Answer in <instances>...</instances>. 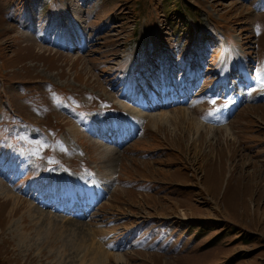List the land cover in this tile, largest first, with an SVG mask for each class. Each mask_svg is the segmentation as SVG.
I'll list each match as a JSON object with an SVG mask.
<instances>
[{"label":"rangeland","instance_id":"rangeland-1","mask_svg":"<svg viewBox=\"0 0 264 264\" xmlns=\"http://www.w3.org/2000/svg\"><path fill=\"white\" fill-rule=\"evenodd\" d=\"M0 171V264H264V0H0Z\"/></svg>","mask_w":264,"mask_h":264},{"label":"bare ground","instance_id":"bare-ground-1","mask_svg":"<svg viewBox=\"0 0 264 264\" xmlns=\"http://www.w3.org/2000/svg\"><path fill=\"white\" fill-rule=\"evenodd\" d=\"M146 50H147V52L144 54L145 56H146V54L148 55V49H146ZM150 54L152 55V53H150ZM149 55H148V57H146L148 59H145V60L143 59L141 61V65L139 66V67H143V68H141V70H144V69L147 68V66L145 65V63L146 62L147 63L149 62ZM139 63H140V61H139ZM135 67H136V62L134 63V68H133L134 70H135ZM139 67H138V69H139ZM147 70H148V71H146L147 73L148 72L149 73L152 72V70H150V69H147ZM136 79H139V78H136ZM183 84H185V83H183ZM181 86H179V87H181ZM133 90H135V88H133ZM156 101L159 103V105L160 104H164V102H165V101H160V100H156ZM180 111H181V109H180ZM180 111L177 114L179 117H175V119L178 120V123L181 124V125L184 124V125L192 126L193 129H195L197 132H199V135L198 136L196 135L197 137L193 139V140H195L194 143H195L196 146L199 147L200 146V141L201 140H204V138H205V140H208L211 137V136H209L210 132L211 133L215 132L216 128L214 126L205 125V124H203V123L195 120L194 117H191L192 114L189 115L185 111H181V113H180ZM168 117L165 116V115L156 116V118L153 119V122H154L155 126L158 124V122H169V121H167L168 120ZM201 128L204 129L203 132L201 131ZM223 130H224L225 135H229V133H227V128H225ZM216 131L221 132L218 129ZM207 132H209V133H207ZM111 134H108V136H106L104 132L102 133V135L104 136L103 138H105L106 140H111L112 139L111 138V136H112ZM97 135L100 136L101 135V132H98ZM225 145H228L226 139H225ZM0 172H2V171H0ZM2 181L3 180L0 179V197L3 199L0 202L3 205L2 209H0V211L3 212L4 210H6V215L4 216V220L5 221L6 220H9L11 217H14L15 216L16 212L20 211L22 208L27 207V209L25 210V212L27 213V215L30 218V224H24V222H23L24 219H21V221H20L21 228H19L17 226L13 230L11 229V231L13 232V235L16 238H18L19 241L22 244H26V242L28 241L27 239H30L31 240L32 238H33V243L32 244H36V242L34 240L35 239H39V238H41L42 240L43 239L44 240H50L51 238H54V241H56V240L59 239L57 237H60V239H62V234L63 233L67 232V233L70 234V230L71 229H69V230L67 229V227H66L67 225H65L66 223L62 222L63 221L62 219H61L62 221H55V219H53L49 214L46 215V216H44V213L43 212L41 213V212H39V210H36L37 207L32 206L30 203H27L28 200L27 199H24V198H22L20 196V195H26V194H28L27 192L16 190V191L19 192L20 195L15 194L14 192L11 191V190H13L12 188H9L10 190L8 188H4L2 186ZM7 184H9L8 181H7ZM32 198L33 199L37 198L38 201H43V202H46V203H49V204H52V205L56 204V205L53 206V208L60 207V208H58L59 211H63L64 209H67L68 211L70 210V208L66 204H64V205H61V204L57 205L56 201H50L49 202V201L39 200V197H36V196L35 197L32 196ZM53 208H50L49 207L48 209H50L51 211H53ZM61 209H63V210H61ZM33 211L34 212L36 211V213L34 215L32 214ZM53 212H56V211H53ZM77 215H79V214H77ZM31 224L34 225V227L31 228V231L29 233H31L32 235H31L30 238H28V234H26V230L27 229H30ZM25 228H27V229H25ZM56 230H58L59 233H60V235H56L57 237L54 236V233H55ZM54 241L51 240V242H53V243H54ZM84 241H85V239L84 238H81V242H82V244H81V243L77 242V239L73 238V241L71 243L72 244V247L75 248V249H79L77 247L81 246L82 248L85 249L86 246H83ZM93 246H94V243L91 246L92 249H89V251L92 253V257H91V262L90 263L91 264H96V263L102 264V261L103 262L105 261L106 253L105 252H102V249H101L100 246L99 247H96V246L93 247ZM94 248H95V250H94ZM38 249H39V251L41 253L42 252L41 251V248L39 247ZM48 256H51V254L48 253Z\"/></svg>","mask_w":264,"mask_h":264},{"label":"snow or ice","instance_id":"snow-or-ice-1","mask_svg":"<svg viewBox=\"0 0 264 264\" xmlns=\"http://www.w3.org/2000/svg\"><path fill=\"white\" fill-rule=\"evenodd\" d=\"M210 115H211V113H210Z\"/></svg>","mask_w":264,"mask_h":264}]
</instances>
